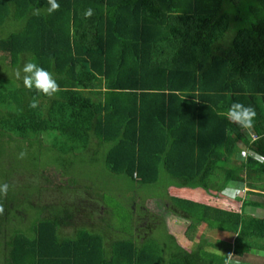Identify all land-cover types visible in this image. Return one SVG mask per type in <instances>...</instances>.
I'll return each instance as SVG.
<instances>
[{"label": "trees", "instance_id": "1", "mask_svg": "<svg viewBox=\"0 0 264 264\" xmlns=\"http://www.w3.org/2000/svg\"><path fill=\"white\" fill-rule=\"evenodd\" d=\"M57 3L59 10L49 14L48 0H0V29L15 23L0 37L1 69L15 72L34 59L60 85L47 97L22 79L0 75V135L58 132L48 146L57 164L68 154L82 157L94 141L105 150L110 174L139 190L168 182L160 199L165 209L233 235V248L214 254L203 240L191 252L164 254L160 229L139 244L106 227L61 236L58 227L70 218L55 214L28 231L10 229L8 198L0 196V264H248L243 258L252 250L264 252V217L246 211L264 209L263 202L245 199L237 213L167 194L171 186L200 188L219 198L228 184L240 182L264 197V0ZM88 8L93 15L86 18ZM33 96L37 108L29 107ZM233 101L255 108L254 140L234 125L226 135L229 122L218 113ZM239 144L254 155L239 160ZM252 264H264V256Z\"/></svg>", "mask_w": 264, "mask_h": 264}, {"label": "rangeland", "instance_id": "2", "mask_svg": "<svg viewBox=\"0 0 264 264\" xmlns=\"http://www.w3.org/2000/svg\"><path fill=\"white\" fill-rule=\"evenodd\" d=\"M14 29V20H9L0 29V37H5ZM0 75L15 77V72L8 68L1 69L0 66ZM95 91L96 88L92 89L89 92L90 96H93ZM234 126L247 140L251 141L256 138L252 129L249 133ZM58 135L59 133L55 131L44 132L36 138L25 137L24 139L0 135V184L10 185L5 196L8 198L6 208L9 220L7 224L10 225L8 228L19 227L27 230L32 223L53 214L63 220L70 218L65 225L58 227L61 236H72L82 227L96 232L106 227L111 232L117 233L118 237L123 236L122 231H131L134 226L140 228L141 225L150 227V231L158 235L160 232L158 229L161 230L168 225L166 222L168 217L165 215L164 218L162 212L155 209L158 207L161 210L163 207V201L160 199L164 200L167 196L166 184L168 182L162 180L152 188L146 187L147 189L139 190L124 176L110 174L102 162L105 150L97 149L94 141L91 142L90 148L84 151L82 157L77 153L68 154L62 159L59 158L57 164L53 151L48 146ZM240 146L238 151L243 152L237 154V158L244 160L245 155H249V151L242 144ZM22 151L26 155L20 158ZM91 152L99 153L92 154ZM75 170L81 173L78 178L74 174ZM248 192V189H244L234 198H230L222 191L223 196L218 200L212 197L208 198L207 202L217 203L218 207L234 212L241 211V203L245 199L264 203V197L251 195ZM174 193L167 189L168 195ZM246 211L257 217L264 216L262 209L247 208ZM192 227L195 232L194 225ZM9 232L11 231L8 230L7 233ZM188 233L190 231H187ZM203 234V239L208 241L204 245L206 250L219 255L231 254L235 238L233 235L218 231L209 233L207 231ZM192 237L190 238L191 247L194 243L197 245L200 242L199 237L197 239H194L195 236ZM263 256V252L258 254L250 252L243 259L248 264L261 263ZM232 259L238 260L237 257Z\"/></svg>", "mask_w": 264, "mask_h": 264}, {"label": "clouds", "instance_id": "3", "mask_svg": "<svg viewBox=\"0 0 264 264\" xmlns=\"http://www.w3.org/2000/svg\"><path fill=\"white\" fill-rule=\"evenodd\" d=\"M48 4L50 5V7L47 9L49 14L54 11H58L60 8L57 0H48ZM36 11L39 12V9H37ZM84 15L86 18L91 17L93 15V9H86ZM15 77L18 80L22 79L23 85L27 89H35L38 93H41L47 97H53L60 90V85L54 78L53 73L49 72L44 67L39 65L34 59L25 61L22 69H17L15 71ZM38 105L39 100L37 99V97L33 96L29 103V107L37 108ZM218 115H221L229 122V125L225 128V133L226 135H231V125H236L239 128L250 133V130L253 128L254 119L256 117V111L251 104L245 105V103L233 101L226 112L218 113ZM25 155L26 153L22 151L20 153V158H23ZM9 187L10 185L8 183L0 184V196H6ZM223 191L230 198H234L240 193L241 189L239 186L233 183L226 186ZM3 213L4 205L3 203H0V215H2Z\"/></svg>", "mask_w": 264, "mask_h": 264}, {"label": "crops", "instance_id": "4", "mask_svg": "<svg viewBox=\"0 0 264 264\" xmlns=\"http://www.w3.org/2000/svg\"><path fill=\"white\" fill-rule=\"evenodd\" d=\"M240 148H241V146L239 144V149ZM237 152H239V154H241L243 151H237ZM248 154L252 155V156L254 155L250 151H249ZM244 155H245V153H244ZM255 158L259 159V157H255ZM233 183H235L237 186H239L241 191L244 190V189H248L247 186L245 184H243V183L232 182L230 184H233ZM168 189H170L171 191L176 193V194L174 193L173 195L172 194L169 195L171 197H176V198H179V199L193 201V202L200 203V204H203V205H206V206H210V207L216 208V209H222V208L218 207L217 203L211 204L210 202H207L208 201L207 199L208 198H212V197L209 196L207 193H205V191H203L200 188L190 189V188H177V187H172L171 186V187H168ZM194 198H196V200H194ZM214 199L218 200V198H214ZM155 209H158L159 211H161L163 216H164V218H165V215L168 217V220L166 219V222H167L168 225H166L165 228L161 229V230H163L161 232V233H163V237H162L161 241L157 242V240H156L157 244H159V246H161L162 252L164 254H165V251L166 252L167 251H171L173 253H175V252L177 253L179 251L178 249H182L184 251L191 252L198 245V244L196 245L194 243L193 247H191L192 246V242L190 241V238L192 236H193L192 238H194V236H195L194 239H197V237H199V241L200 242L204 240L203 239V235H204L203 233H205V232L207 233V230H205L201 226L200 223H194V222H192L189 219H186L184 217H181V216L177 215L175 212H173L171 210L170 211L166 210L164 206L162 207L161 210L158 207H156ZM222 210H224V209H222ZM262 210L264 211V209H262ZM231 212H234V211H231ZM155 214H157V213L155 212ZM260 218H262V217H260ZM179 223H181V224H179ZM192 225H194V227H195V232H194V228L192 227ZM187 231H190V233L187 234ZM210 231L222 232V231L217 230V229H211V230H208V233ZM152 233L153 232L150 231V227L147 228L146 226H142L141 225L140 228H137L136 226H134L131 229V231H128L127 233H123L122 235L125 234L127 237H130L136 244H139V243L143 242L144 237H150V236L154 235L153 237L156 238L157 234L156 233L152 234ZM224 234H226V233L224 232ZM220 237L223 238V236H220ZM195 241L196 240H194V242ZM206 243H208L207 239L204 240V245ZM204 245H203V249L205 251H207V252H211V251L206 250L204 248ZM251 252L258 254L261 251L252 250ZM211 253L216 254L215 252H211Z\"/></svg>", "mask_w": 264, "mask_h": 264}]
</instances>
